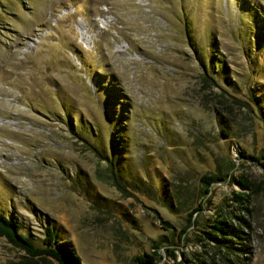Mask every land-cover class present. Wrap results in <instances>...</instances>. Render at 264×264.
Returning a JSON list of instances; mask_svg holds the SVG:
<instances>
[{"label": "rangeland", "instance_id": "rangeland-1", "mask_svg": "<svg viewBox=\"0 0 264 264\" xmlns=\"http://www.w3.org/2000/svg\"><path fill=\"white\" fill-rule=\"evenodd\" d=\"M0 212L82 264H264V0H0Z\"/></svg>", "mask_w": 264, "mask_h": 264}, {"label": "trees", "instance_id": "trees-1", "mask_svg": "<svg viewBox=\"0 0 264 264\" xmlns=\"http://www.w3.org/2000/svg\"><path fill=\"white\" fill-rule=\"evenodd\" d=\"M252 102L260 107L255 99H253ZM109 169L112 171L111 166ZM221 180L223 179L220 176L212 173L203 175L201 177V182L204 191H207V187H210L214 182ZM237 183L243 188L250 187L244 178L237 180ZM236 197L241 199V194H236ZM202 205L203 204L199 202L198 209H200ZM196 210L197 209H194V211ZM191 215L192 214L189 216ZM162 222L167 226H170L168 221ZM223 223L224 221H218L217 225H214L217 230L214 234L220 235V242H227L228 237L223 235L226 230L223 227ZM0 238L5 239L12 247L23 252L26 255V259L30 261L49 259L55 264H82L77 252L72 249L68 243H62L57 237L54 229L49 225L44 226L41 246H37L29 235H25L21 231V224L17 218L0 212ZM179 238L181 239V235ZM155 248L158 249V247ZM158 253L157 250H154L152 254L143 253L142 255L134 257L133 261L136 264H156L157 257H159Z\"/></svg>", "mask_w": 264, "mask_h": 264}]
</instances>
